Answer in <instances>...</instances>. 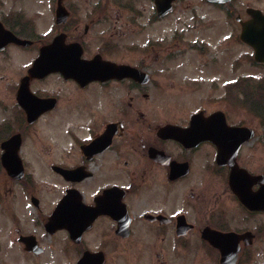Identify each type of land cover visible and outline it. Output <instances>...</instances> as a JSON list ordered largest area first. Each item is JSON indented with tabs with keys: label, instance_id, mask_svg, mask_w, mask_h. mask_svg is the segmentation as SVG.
<instances>
[{
	"label": "flooded vegetation",
	"instance_id": "1",
	"mask_svg": "<svg viewBox=\"0 0 264 264\" xmlns=\"http://www.w3.org/2000/svg\"><path fill=\"white\" fill-rule=\"evenodd\" d=\"M205 5L220 8L237 37L264 13V0H0L4 251L22 264H54L69 249L73 263L90 250L119 264L131 240L152 264H220L216 242L235 264L264 261V209L230 188L228 165L203 137L211 111L175 116L152 95L162 85L164 70L153 65L162 41L175 46L187 30L203 29ZM169 125L187 129L186 145L162 131ZM246 126L222 139L230 150L238 143V179L253 196L264 185V119Z\"/></svg>",
	"mask_w": 264,
	"mask_h": 264
},
{
	"label": "rangeland",
	"instance_id": "2",
	"mask_svg": "<svg viewBox=\"0 0 264 264\" xmlns=\"http://www.w3.org/2000/svg\"><path fill=\"white\" fill-rule=\"evenodd\" d=\"M210 6L205 5L204 12L207 20L203 29L197 26L187 30L184 35H181L183 40L175 46L169 47V40L162 41L166 46L161 50L159 55L161 58L153 65L154 68L162 67L158 69L159 71L164 70L157 76L163 86L153 90L152 95L166 110H174L175 116H181L197 106H204L208 110H223L230 121H243L247 125L253 113L264 112V96L258 95L260 92L263 93V89L260 88L259 82L256 84L259 90L249 84L247 76L260 80L264 75V64H253L248 59V56L252 54L251 48L238 39L234 26L222 25L221 19L226 16L220 8ZM178 15L183 19L188 18L189 10L181 9ZM168 51L173 53V57ZM131 57L129 53L127 58ZM115 93L116 91L113 95ZM128 242L126 251H118L119 254L115 252L120 258L119 264H152L148 254L135 248V244L130 245L131 240ZM2 244L9 248L11 246L6 239L0 241V246H3ZM140 249L143 250V248ZM52 251L53 249L48 248L47 253L42 255L43 258L47 260L48 256L52 257L49 253ZM8 253L9 250L4 251L0 247V264H22L21 259L14 258L16 256L14 253H9L11 255ZM125 256L126 260H124ZM58 259V262L54 264H71L74 262V253L69 249ZM192 260L195 262L194 259ZM195 264L199 263L195 262ZM201 264L214 263L207 261ZM245 264H264V261L252 260Z\"/></svg>",
	"mask_w": 264,
	"mask_h": 264
},
{
	"label": "water",
	"instance_id": "3",
	"mask_svg": "<svg viewBox=\"0 0 264 264\" xmlns=\"http://www.w3.org/2000/svg\"><path fill=\"white\" fill-rule=\"evenodd\" d=\"M257 30L245 29L242 32L243 40L251 45L254 49V57L257 61H264V37L256 38L254 35ZM261 30L260 33H262ZM214 138V136H212ZM238 172L235 168L231 167L230 172V185L232 189L240 196V198L251 207L264 208V185L260 187L256 194L251 196L244 191L246 184H243L238 178ZM70 234L73 236L74 232L69 227ZM100 255H92L91 253L85 252L84 255L77 261L76 264H101Z\"/></svg>",
	"mask_w": 264,
	"mask_h": 264
}]
</instances>
